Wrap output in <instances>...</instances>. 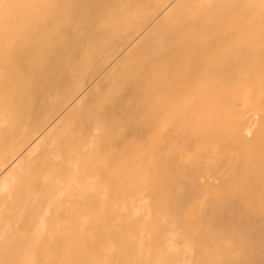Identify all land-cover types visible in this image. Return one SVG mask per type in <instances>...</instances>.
<instances>
[{"label":"bare ground","instance_id":"1","mask_svg":"<svg viewBox=\"0 0 264 264\" xmlns=\"http://www.w3.org/2000/svg\"><path fill=\"white\" fill-rule=\"evenodd\" d=\"M0 264H264V0H0Z\"/></svg>","mask_w":264,"mask_h":264}]
</instances>
